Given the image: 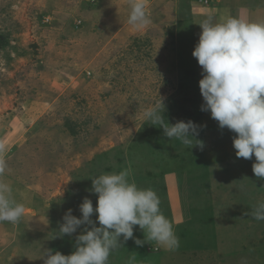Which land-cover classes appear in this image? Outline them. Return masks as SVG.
Here are the masks:
<instances>
[{"label": "rangeland", "instance_id": "obj_1", "mask_svg": "<svg viewBox=\"0 0 264 264\" xmlns=\"http://www.w3.org/2000/svg\"><path fill=\"white\" fill-rule=\"evenodd\" d=\"M120 1L128 7L121 9ZM96 2L0 0V143L9 168L3 180L26 207L19 222H0V264H44L47 249L72 254L84 226L54 239L65 213L72 209L82 218L84 197L97 206L92 179L125 169L138 187L156 191L180 246L177 253L155 241L138 247L122 236L123 247L109 264H129L131 256L135 264H264V221L251 215L264 201V180L252 170L254 156L236 157V134L201 129L203 148L182 145L192 156L205 153L197 172L193 158L176 145L181 141L141 116L159 95L167 118L179 105L191 111L197 105L172 100L180 92L170 45L175 39L170 22L156 18V0L146 2L152 24L142 31L99 18L129 14L127 0ZM190 38L184 31L183 39ZM194 49L190 44L188 53ZM187 60L186 67L195 69L193 55ZM197 93L199 86L185 84L179 99ZM206 113V123L215 121ZM185 116L175 120L187 122ZM134 238L145 239L139 226Z\"/></svg>", "mask_w": 264, "mask_h": 264}, {"label": "clouds", "instance_id": "obj_2", "mask_svg": "<svg viewBox=\"0 0 264 264\" xmlns=\"http://www.w3.org/2000/svg\"><path fill=\"white\" fill-rule=\"evenodd\" d=\"M128 24L142 31L152 24L146 0H128ZM202 33L192 53L202 67L199 88L203 98L201 111L210 112L220 129L227 128L233 136L237 158L251 160L252 170L264 180V22L227 17L222 22L212 18L200 25ZM141 113L145 121L160 125L164 135L176 139L186 147L199 146V132L206 125L189 120L174 125L165 123L164 98ZM6 148L0 143V222H19L26 214L23 203L13 197V188L3 180L9 170L5 158ZM130 170L106 173L92 179L93 194H98L97 206L87 196L79 206L82 218L69 209L60 224L55 238L75 236V251L64 255L59 251H44V264H109L111 254L123 247V242L134 239L138 247L149 241L166 250L178 249L179 237L173 224L163 214L160 199L151 188H140L129 180ZM98 214L97 220L92 217ZM253 219L264 221V201L252 210ZM139 226L145 239L134 238V228ZM135 264V256L129 257ZM242 264H246L243 261Z\"/></svg>", "mask_w": 264, "mask_h": 264}, {"label": "crops", "instance_id": "obj_3", "mask_svg": "<svg viewBox=\"0 0 264 264\" xmlns=\"http://www.w3.org/2000/svg\"><path fill=\"white\" fill-rule=\"evenodd\" d=\"M97 1L101 2L103 0H97ZM200 1H204V0H156L157 6H153L152 9L159 10L158 15L156 16L158 21L161 20L160 22H164V21L170 22L169 25L167 26V28H170V30H168V34L171 35L170 36L171 39H175L173 41H170L171 42L170 45L172 46V51L175 56V57L173 56L174 58L173 68L178 76L177 84L179 86L180 92L177 95V97L176 96L173 97L172 100L174 101V103H176L175 105H177V103H182L186 99L187 100L185 102L194 103L195 101H197V105L196 103L193 104V107L195 106V109H192V111L185 109L184 111H186L187 113L190 112V115L194 116L195 117L194 119L198 120L197 125H206V127L202 129H215L214 127L220 129L217 121H212V123L210 124L205 122V120L208 119V115L206 112L201 111V105H202L201 103H203L201 92L197 93L195 97L192 96L184 99H179L182 96L181 90L184 88L185 84L199 86V81L203 78L201 75L202 67L199 66L198 61L195 57H193V59H195L196 61V64H194V68L196 70L186 67L187 64H190L187 60L188 57L192 56L191 54L192 52L188 53L189 45L191 44L192 47L197 45L199 41V36L202 33V28L200 27V25L204 20L208 19L209 17L212 18L213 22H222L225 18L230 16L239 17L247 21L264 22V0H209L208 6H201ZM120 2L117 3V5H119L121 9H123L122 8L123 4L124 6L128 7V3H124L122 1ZM96 3L93 5H96ZM128 17L129 14L120 16V15H115L114 13L112 14L111 12L109 14L99 16V18L102 19L107 18L108 21H113L116 24V27H120L121 22L124 23L126 22V24L124 25L125 31L131 30L132 28L127 22ZM179 25L180 27L182 25V29L185 32H187L189 36H192V38L184 40L183 39L184 31L180 30ZM185 26H187L188 29H185ZM184 50H186L187 53L185 55H183ZM192 70H194V74H195V76L193 77H192L193 75ZM177 108L179 110L177 111L175 110L176 112L173 115L174 116L173 123L177 122L175 120L176 118L175 116L178 113V111H179L178 116H183L182 114L183 109L186 108V106L179 105L177 106ZM164 116L166 119L167 118L166 114H164ZM194 119L191 118V121L194 122ZM201 119H204L203 123L201 122ZM177 250L175 249L176 253ZM186 255L187 254L182 251V256L185 257Z\"/></svg>", "mask_w": 264, "mask_h": 264}, {"label": "trees", "instance_id": "obj_4", "mask_svg": "<svg viewBox=\"0 0 264 264\" xmlns=\"http://www.w3.org/2000/svg\"><path fill=\"white\" fill-rule=\"evenodd\" d=\"M178 110H179V109H178ZM184 110H185V109H183V113H182L183 116H185V115H189V119H186V118H185L187 121L191 120V118H192V119L195 118L194 116H191V115H190V112L187 113V112L184 111ZM168 111H171V110H168ZM168 111H167V112H168ZM178 113H179V111H178ZM178 113H177V114H178ZM168 115H169V112H168ZM173 115H174V114H173ZM173 115H171V114L169 115V117L172 116V120H173V117H174ZM169 117H168V118H169ZM185 117H186V116H185ZM168 118L165 119V123H167ZM197 119H198V118H197ZM168 122H170V121H168ZM194 122L197 124V123H198V120L194 119ZM169 124H171V123H169ZM176 145H181V146H182L183 144H182V142H181V144H179V143L176 142ZM182 147H183V146H182ZM183 148H184L183 151H184L186 154L188 153V154H187V155H188V158H189V159H191V157L193 158V159H191V160H192V161H191V164H190L191 167H194V168L197 170V172H199V170H198L196 167H198V166H203V165H200V164H199L200 162H203V158H202V156L199 155V154H200V153L205 154V153L201 150V151L198 152V154L196 153V156H192L193 154L190 153V150H189V152H186V148H185V147H183ZM183 151L180 152V155H181V156L183 155ZM190 154H191V156H190ZM205 157H206V156H205ZM207 158H208V157H207ZM189 161H190V160H189ZM194 162H195V163H194ZM203 164H204V163H203Z\"/></svg>", "mask_w": 264, "mask_h": 264}, {"label": "built area", "instance_id": "obj_5", "mask_svg": "<svg viewBox=\"0 0 264 264\" xmlns=\"http://www.w3.org/2000/svg\"><path fill=\"white\" fill-rule=\"evenodd\" d=\"M87 1L90 2L91 4L96 3V0H87ZM208 4H209V0L200 1L201 6H208ZM45 22H49V18H45Z\"/></svg>", "mask_w": 264, "mask_h": 264}]
</instances>
